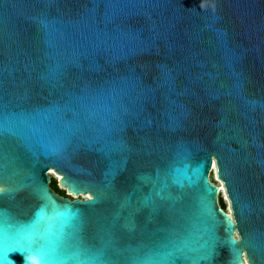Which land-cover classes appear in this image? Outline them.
<instances>
[{
  "label": "water",
  "instance_id": "95a60500",
  "mask_svg": "<svg viewBox=\"0 0 264 264\" xmlns=\"http://www.w3.org/2000/svg\"><path fill=\"white\" fill-rule=\"evenodd\" d=\"M0 229L8 264H264V0H0Z\"/></svg>",
  "mask_w": 264,
  "mask_h": 264
},
{
  "label": "rangeland",
  "instance_id": "374dc122",
  "mask_svg": "<svg viewBox=\"0 0 264 264\" xmlns=\"http://www.w3.org/2000/svg\"><path fill=\"white\" fill-rule=\"evenodd\" d=\"M216 169V168H215ZM49 174H50V177H51V180L52 181H56V183L58 184V187H59V180H60V176H58L53 170H51L50 172H49ZM218 179H217V176H216V170L214 171V169H213V172L211 173V181L213 182V183H215L216 185H218L219 187H221L220 186V183L217 181ZM59 189H60V192L62 193H65V195L67 196V197H69V194L66 192V191H64L63 189H61L60 187H59ZM69 198H71V197H69ZM220 198H222V200L225 202V204H226V210L228 209V206H229V203H228V200H227V198H226V196H225V194H223V196H220L219 197V199ZM72 199V198H71ZM227 200V201H226Z\"/></svg>",
  "mask_w": 264,
  "mask_h": 264
},
{
  "label": "snow or ice",
  "instance_id": "6c2138e0",
  "mask_svg": "<svg viewBox=\"0 0 264 264\" xmlns=\"http://www.w3.org/2000/svg\"><path fill=\"white\" fill-rule=\"evenodd\" d=\"M75 190V189H74ZM225 224H226V231L228 233H231L234 231L231 222L227 220L225 217ZM3 239V231L0 229V240ZM25 255H27V251L25 252ZM0 264H8V250L0 246Z\"/></svg>",
  "mask_w": 264,
  "mask_h": 264
},
{
  "label": "trees",
  "instance_id": "16d2710c",
  "mask_svg": "<svg viewBox=\"0 0 264 264\" xmlns=\"http://www.w3.org/2000/svg\"><path fill=\"white\" fill-rule=\"evenodd\" d=\"M50 187H51L54 191L61 193V192H60V189H59V187H58V184L56 183V181H52V180H51ZM61 194L64 195V196H66L65 193H63V192H62ZM66 197H67V196H66ZM219 204H220L221 208H222L223 210L226 211V204H225V202L222 200V198L219 199Z\"/></svg>",
  "mask_w": 264,
  "mask_h": 264
},
{
  "label": "bare ground",
  "instance_id": "6f19581e",
  "mask_svg": "<svg viewBox=\"0 0 264 264\" xmlns=\"http://www.w3.org/2000/svg\"><path fill=\"white\" fill-rule=\"evenodd\" d=\"M216 169H215V167H214V171H215ZM213 172V171H212ZM219 183H220V186L222 187V191H223V194H225L224 193V189H223V185H222V183L219 181V179L217 180ZM226 196V195H225ZM227 201V200H226Z\"/></svg>",
  "mask_w": 264,
  "mask_h": 264
},
{
  "label": "built area",
  "instance_id": "2783aa9c",
  "mask_svg": "<svg viewBox=\"0 0 264 264\" xmlns=\"http://www.w3.org/2000/svg\"><path fill=\"white\" fill-rule=\"evenodd\" d=\"M221 188V193H220V196H221V194H222V187H220ZM69 197H71L72 198V196H71V194H69ZM72 199H74V198H72Z\"/></svg>",
  "mask_w": 264,
  "mask_h": 264
},
{
  "label": "flooded vegetation",
  "instance_id": "af4514ba",
  "mask_svg": "<svg viewBox=\"0 0 264 264\" xmlns=\"http://www.w3.org/2000/svg\"><path fill=\"white\" fill-rule=\"evenodd\" d=\"M56 192V191H55ZM59 196H62V197H66V196H64V195H62L61 193H59V192H56Z\"/></svg>",
  "mask_w": 264,
  "mask_h": 264
}]
</instances>
